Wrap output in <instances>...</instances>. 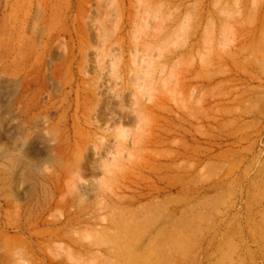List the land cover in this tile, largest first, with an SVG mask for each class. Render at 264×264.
Listing matches in <instances>:
<instances>
[{"label":"rangeland","instance_id":"374dc122","mask_svg":"<svg viewBox=\"0 0 264 264\" xmlns=\"http://www.w3.org/2000/svg\"><path fill=\"white\" fill-rule=\"evenodd\" d=\"M0 264H264V0H0Z\"/></svg>","mask_w":264,"mask_h":264}]
</instances>
